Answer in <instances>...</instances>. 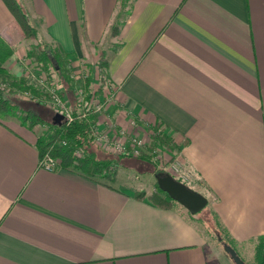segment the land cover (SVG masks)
<instances>
[{"label":"crops","instance_id":"0c3cea01","mask_svg":"<svg viewBox=\"0 0 264 264\" xmlns=\"http://www.w3.org/2000/svg\"><path fill=\"white\" fill-rule=\"evenodd\" d=\"M19 2L38 38L24 39L0 0V37L14 50L5 67L23 76L25 44L49 45L101 90V130L139 136L162 124L209 219L160 207L148 191L138 199L140 190L72 169L46 171L38 128L0 121V264H234L218 231L254 264L264 237V0H131L117 38L121 0Z\"/></svg>","mask_w":264,"mask_h":264},{"label":"trees","instance_id":"16d2710c","mask_svg":"<svg viewBox=\"0 0 264 264\" xmlns=\"http://www.w3.org/2000/svg\"><path fill=\"white\" fill-rule=\"evenodd\" d=\"M130 1L121 0V8L110 33L112 38H117L121 34V29L126 20L124 18L129 15V11L127 12V10ZM3 2L14 16L24 39L37 40V30L31 24L19 0H3ZM13 55L14 50L0 37V83L5 84L9 88L8 92L0 90V121H8L9 118H13L18 120L21 126L30 131H35L38 127L47 125L48 131L41 135L39 134L37 139L40 161L46 157H52L59 162L60 168L72 169L89 179L106 180L108 183L116 181L119 169L121 167L126 168L124 166V162L126 161L132 162L136 160L135 163L137 162L140 168L147 170V173L154 172L155 176L164 173L157 171V167L153 163L151 156L143 155L141 158L136 159L128 156H99L101 150L95 145L91 132L92 127L97 125L99 118L92 108H84V104L79 101L66 55H63L49 45L37 44L36 46H32L28 51L27 59L36 67H43L44 71L52 69L56 74L57 79L64 87L60 96L70 107L74 116L73 122L69 124L64 120L63 115L36 101L40 97H45V95L42 92L43 90L41 91V89L31 83L29 73L23 74V76H16L5 67V64ZM98 66L106 74L109 66L108 53L106 51H101ZM102 82L106 83L104 77L102 78ZM86 83L84 85L85 100L90 102L92 98L101 95V90H99L100 92H93L90 89L89 82ZM14 90L21 94L30 93L31 99L23 101L12 97L15 96ZM45 113H49L52 116L50 120L44 118ZM82 114H86L84 118L81 117ZM162 126V124L158 123L152 127V132L155 135L152 149L161 145L172 152H177L178 146L164 133ZM77 151L81 152V156H76L75 153ZM135 196L138 199H142L147 196V192H137ZM148 198L154 204L164 208H172L178 204L159 188L158 183L157 194L149 195ZM217 233L221 242L232 246L222 231H218ZM220 234H223V236ZM254 264H264V237L259 239Z\"/></svg>","mask_w":264,"mask_h":264},{"label":"rangeland","instance_id":"374dc122","mask_svg":"<svg viewBox=\"0 0 264 264\" xmlns=\"http://www.w3.org/2000/svg\"><path fill=\"white\" fill-rule=\"evenodd\" d=\"M128 10H127V12H128ZM124 19H127V17H125ZM30 41H32V40H30ZM29 44L28 45L25 44V49H26L25 51L26 52L28 50H30L29 48L31 46ZM116 46H118V45L117 44L116 45L115 44H111L110 49L114 50V48H116ZM25 58H26V56L23 59H25ZM24 66H25V71H24L23 74L25 75L29 71L28 73L30 75L31 83L34 84V86H36L39 89H41V91L43 90L42 92L45 95V97H40L39 99H37V100L35 99V100L40 102L41 104L45 105L46 107H50L51 109L55 110L53 105H52V101L49 98V93H48L49 90H48V92H46L47 89L45 88V85L53 87V86L57 85V83L60 84V86L62 87L60 93L62 92L64 87L62 86V84L57 79V76L54 73V71L52 69H49V71H44L43 67H40V68L36 67L33 63H32V65L30 64V69L28 68V70L26 69V65H24ZM69 70L71 72V76H72V74L74 72L78 73L79 75H81L83 72H88L89 73V71L85 67H82L80 69H70L69 68ZM32 75H35L36 79L33 78ZM89 78H90V73H89ZM72 80L75 82V89H77V88L84 89V85L87 84L86 82H89L88 80H82V78L79 81H76L73 78H72ZM89 86L91 87V83L90 82H89ZM1 87L3 88V86L0 85V90H2L3 92H8L9 88L7 86H6L5 90L2 89ZM91 90L93 92H100L99 88H93V89L91 88ZM14 92H15V90H14ZM6 94H9V93H6ZM20 94L21 93L16 91L15 92V96H12V97L19 98V99H21L23 101L24 100L28 101L29 99H31V94L30 93L26 92L24 94H21V95ZM94 98H95L94 102H96L97 100L100 99L99 96H96ZM80 113H82V112H80ZM51 117L52 116L49 113L44 115V118L49 119V120L51 119ZM8 121L9 122H14V123H19L18 120L13 119V118H9ZM38 130H39V134L41 135L44 132L48 131V126L47 125L46 126H40V127H38ZM139 136H140L141 139L145 140V142L147 143V151L144 152L139 157H132V158L133 159L141 158L143 155L151 156L153 158V160H152L153 163L157 167L156 168L157 171L171 174V172H170L171 167L170 166L176 160L175 157H176L177 152H172L168 148H166L164 146H161V145H159L157 148L154 147V149H152V147L154 146L153 143H154V138H155V135L152 132V129L151 130H147L146 133H143V134H141ZM150 149H151V151H150ZM97 150H99V149H97ZM100 150H101L99 152L100 153L99 154L100 157H108L109 155L110 156H114V157L123 156V155H121L119 153L107 152V151H104L102 149H100ZM157 158H159V159H157ZM135 161L136 160H133L132 162L131 161L124 162V166L126 168L121 167L119 169L117 179L114 182L115 186L124 187V188H134L137 191L138 190L145 191V192L148 191V192H150V196H152L154 194H157V180H156L155 173L154 172L153 173H147V170H145L143 168H140V165L137 162L135 163ZM148 171H150V170H148ZM192 181H193L192 179L191 180H187L185 182H183L181 180V182H183L188 187L194 185ZM104 182L108 183V181H106V180H104ZM208 209L209 208L206 207L200 213L201 215L199 214L201 218L209 219ZM221 236H223V234ZM218 239H219V237H218ZM218 239H215V243L218 242V241L216 242V240H218ZM223 244H224V242H221V241L217 243L219 249H223V251H225ZM246 263L247 264H252L251 261H249V260H246Z\"/></svg>","mask_w":264,"mask_h":264},{"label":"built area","instance_id":"2783aa9c","mask_svg":"<svg viewBox=\"0 0 264 264\" xmlns=\"http://www.w3.org/2000/svg\"><path fill=\"white\" fill-rule=\"evenodd\" d=\"M23 62L24 65H26V69H30V64L32 65L30 60L26 58ZM32 77L36 79L35 75H32ZM71 78L75 79L76 81H79L81 78L82 80H89V73L83 72L81 75H79L78 73L74 72ZM0 85H2L3 88H1L5 90L6 85ZM55 86L52 87L45 85V88L47 89L45 90L46 92H48L49 90V98L52 101L55 112L63 115L64 120L67 122V124H69L74 120L73 113L67 103L60 97V91L62 87L58 83ZM76 93L79 101L84 104V108H92L96 115H99L104 111L105 103L101 102L100 99L94 102L95 98H92L90 102H87L85 100L86 94L84 89L77 88ZM85 115L86 114H82L81 117L84 118ZM91 132L94 138L95 145L104 151L115 152L128 157H139L147 151V143L145 142V140L141 139L140 136L128 135L125 133V131L115 130L113 129V127H109L106 130H101L98 123L97 125L92 127ZM75 154L78 157L81 156V152L79 151H77ZM40 166L42 169L50 172L57 171L60 168L59 162L52 157L44 158L41 161ZM170 167L172 176L176 180H180L179 182H181V180L185 182L192 179L191 172L178 159H176Z\"/></svg>","mask_w":264,"mask_h":264},{"label":"water","instance_id":"95a60500","mask_svg":"<svg viewBox=\"0 0 264 264\" xmlns=\"http://www.w3.org/2000/svg\"><path fill=\"white\" fill-rule=\"evenodd\" d=\"M159 188L173 201L184 207L191 215H197L208 206V199L201 193L176 180L169 173H160L156 176ZM224 250L234 264H246L237 251L229 244L224 243Z\"/></svg>","mask_w":264,"mask_h":264}]
</instances>
